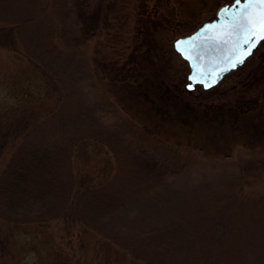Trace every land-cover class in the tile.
Here are the masks:
<instances>
[{"label":"trees","instance_id":"1","mask_svg":"<svg viewBox=\"0 0 264 264\" xmlns=\"http://www.w3.org/2000/svg\"><path fill=\"white\" fill-rule=\"evenodd\" d=\"M53 2L64 25L61 29L67 30L58 40L48 39L46 48L32 57L53 94L42 118L53 121L54 138L36 144L26 134L21 138L15 133L17 143L0 165V221L9 229L53 222L79 236L78 231L96 232L106 217L116 215L166 177H174L185 164L176 155L168 160L160 152L157 162L155 153L142 143L123 146L130 143L124 134L127 128L101 132L99 123L108 113L134 128L130 115L139 111L149 118L157 115L159 121L176 114L194 123L198 114L188 115L185 95L169 81L167 49L161 41L163 36L183 32L186 5L183 0L176 4L173 0ZM157 100L159 112H153ZM257 108L256 113H264V105ZM230 110L235 115L244 112L236 106ZM212 122L215 128L235 124L224 112ZM242 125V135L238 132L235 137L242 148L237 175L222 194L211 197V206H197L178 224L96 238L113 245L110 253L129 255L139 264L153 263L150 258L158 253L156 264H251L249 251L264 248V195L242 198L238 192L264 175V115L250 117ZM89 142L104 144L123 162L115 160L110 167L92 171L86 166L78 169L85 163ZM255 142L259 148H253ZM183 143L190 151L189 143ZM233 233L239 239H230ZM4 236L0 231V251ZM3 259L0 253V264H5Z\"/></svg>","mask_w":264,"mask_h":264},{"label":"rangeland","instance_id":"2","mask_svg":"<svg viewBox=\"0 0 264 264\" xmlns=\"http://www.w3.org/2000/svg\"><path fill=\"white\" fill-rule=\"evenodd\" d=\"M177 1L173 0V3ZM231 1L183 0L186 5L183 8L186 15L180 25L183 32L161 39L167 49L169 81L185 95L183 102L190 109L186 110L188 115L198 114L194 123L189 124L181 120L183 116L176 114L159 121V116L149 118L147 112L140 111L130 115L134 128L108 113L99 123L101 132L116 127L120 131L127 128L128 132L124 134L130 143L121 145L133 143L138 147L142 143L155 153L157 162L159 152L165 153L168 160H174L173 155H176L184 160L183 168L174 177L168 176L158 186L138 194L116 215L106 217L98 224L97 233L82 232L81 229L79 236L77 233L71 236V231L66 232L53 222L48 226L22 225L9 229L0 221V231L6 235L1 240L3 249L0 251L5 264H139L129 255L110 253L113 245L96 237L115 233L125 236L154 226L178 224L181 217L198 209L197 206H211L208 202L211 197L222 194L229 186L237 175V155L242 150L236 144V134L239 130L243 132V121L264 115L256 113L257 107L264 105V39L239 67L226 73L217 84L207 90L196 85L192 91L184 89L188 67L173 51L171 40L212 18L218 6ZM54 4L53 0H0V165L17 143L16 132L21 133V138L26 134V139L36 144L48 143L54 138L53 121L42 118L52 104L53 94L32 57L46 48L48 39L58 40V35L64 36L63 32L67 30L66 27L61 29L64 25L53 9ZM90 50L87 47L85 52ZM158 105L157 100L153 112H159ZM235 106L244 112L235 115L230 110ZM220 112L226 113L235 124L212 127L213 117ZM35 126L39 130L32 132ZM185 141L189 143L190 151L184 150ZM259 147L260 144L255 142L253 148ZM112 152L102 143L89 142L83 154L85 163L78 169L86 166V171H92L98 166L110 167L115 160L120 162L122 157L115 158ZM160 164H163L161 159ZM240 189L238 193L242 198L264 195V175ZM232 235L230 239H239L234 233ZM249 253L251 264H264V248ZM154 256L150 258L154 261L151 264L159 260V253Z\"/></svg>","mask_w":264,"mask_h":264},{"label":"water","instance_id":"3","mask_svg":"<svg viewBox=\"0 0 264 264\" xmlns=\"http://www.w3.org/2000/svg\"><path fill=\"white\" fill-rule=\"evenodd\" d=\"M225 8L228 11L222 12ZM261 17H264V5L250 6L247 0L239 3L232 0L220 5L214 17L174 37L171 47L188 67L184 89L192 91L199 85L207 90L239 67L264 37L259 25Z\"/></svg>","mask_w":264,"mask_h":264},{"label":"snow or ice","instance_id":"4","mask_svg":"<svg viewBox=\"0 0 264 264\" xmlns=\"http://www.w3.org/2000/svg\"><path fill=\"white\" fill-rule=\"evenodd\" d=\"M236 2L239 3L240 0H236ZM247 3H248V5H250V6H251V5H264V0H247ZM221 11H222V12H227L228 9L225 8V9H222ZM249 22H250V23H256L257 21H255V20H250ZM259 25H260V29H261V31H264V17H261V18H260ZM253 35H255V32H254V31H253ZM261 39H264V37H261ZM246 55H247V53H246Z\"/></svg>","mask_w":264,"mask_h":264}]
</instances>
